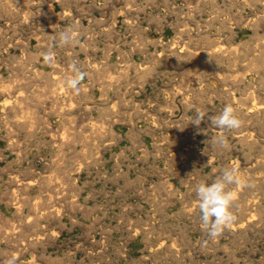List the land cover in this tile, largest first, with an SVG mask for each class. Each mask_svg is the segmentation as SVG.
Returning a JSON list of instances; mask_svg holds the SVG:
<instances>
[{"label": "rangeland", "instance_id": "1", "mask_svg": "<svg viewBox=\"0 0 264 264\" xmlns=\"http://www.w3.org/2000/svg\"><path fill=\"white\" fill-rule=\"evenodd\" d=\"M259 1L0 0V264H264ZM65 29L75 42L61 47ZM226 104L239 129L190 123ZM230 167L236 220L211 238L195 188Z\"/></svg>", "mask_w": 264, "mask_h": 264}, {"label": "clouds", "instance_id": "2", "mask_svg": "<svg viewBox=\"0 0 264 264\" xmlns=\"http://www.w3.org/2000/svg\"><path fill=\"white\" fill-rule=\"evenodd\" d=\"M58 42L61 47L73 44L75 42L74 33L70 29L61 31L58 35ZM43 58L45 62L50 63L52 61L51 50L44 52ZM69 67L74 75L66 81L67 86L79 93V85L86 74L75 64H71ZM206 118L210 121L211 127L221 132L239 129L243 124L231 104H226L219 114L211 116L203 110L198 111L190 123L198 128ZM212 146L227 148L225 136H219L212 140ZM240 183L238 169L230 167L224 168L219 177L211 183L202 182L195 188V195L199 201L200 222L209 237L220 236L225 228L235 222L236 216L232 211L235 193L227 189L229 185ZM9 264H15V261L10 260Z\"/></svg>", "mask_w": 264, "mask_h": 264}, {"label": "bare ground", "instance_id": "3", "mask_svg": "<svg viewBox=\"0 0 264 264\" xmlns=\"http://www.w3.org/2000/svg\"><path fill=\"white\" fill-rule=\"evenodd\" d=\"M257 1H258V0H256V2H257ZM260 1H261V0H260ZM260 1H259V2H260ZM261 2H262V1H261ZM239 4H240V3H239ZM263 4H264V3H263ZM251 7H252V6H251ZM12 8H13V6H12ZM7 9H8V8H7ZM10 9H11V8H10ZM15 9H17V8H15ZM18 9H19V8H18ZM255 9H258V6H257V8H255ZM8 10H9V9H8ZM9 11H10V10H9ZM22 11H23V10H22ZM232 11H233V10H232ZM11 12H12V11H11ZM12 13H14V12H12ZM257 13H259V11H258ZM19 14H20V13H19ZM19 14H18V16H20ZM255 14H256V12H255ZM13 15H14V14H13ZM260 15H262V14H260ZM231 16H232V15H231ZM12 17H13V16H12ZM12 17H11V18H12ZM247 17H248V16H247ZM256 17H259V15L256 16ZM256 17H255V18H256ZM240 18H241V17H240ZM249 18H250V15H249ZM251 18H252V16H251ZM255 18H254V19H255ZM12 19H13V18H12ZM12 19H11V20H12ZM229 19H230V18H229ZM263 19H264V18H263ZM9 20H10V19H9ZM222 20H223V19H222ZM224 20H225V19H224ZM250 20H252V19H250ZM257 20H261V19H258V18H257ZM240 21H241V20H240ZM242 21H243V20H242ZM252 21H253V20H252ZM25 22H26V21H25ZM259 22H260V21H259ZM262 22H263V20H262ZM262 22H261V24H262ZM224 23H225V21H224ZM227 23H228V22H227ZM230 23H231V22H230ZM246 23H248V22H246ZM252 23H253V22H252ZM188 24H189V23H188ZM257 24H258V23H257ZM258 25H259V24H258ZM258 25H257V26H258ZM259 26H260V25H259ZM5 27H6V26H5ZM15 27H16V26H15ZM187 27H188V26H187ZM224 28H226V27H224ZM257 28H258V27H257ZM257 28H256V29H257ZM260 28H261V27H260ZM263 28H264V27H263ZM252 29H253V28H252ZM258 30H259V28H258ZM221 31H222V30H221ZM103 32H104V31H103ZM231 32H232V31H231ZM1 33H2V32H1ZM1 33H0V35H1ZM231 34H232V33H231ZM221 36H222V35H221ZM250 36H251V35H250ZM218 37H219V36H218ZM262 37H263V36H262ZM262 37H261V38H262ZM221 40H222V38H220V42H221ZM230 41H231V40H230ZM214 42H215V41H214ZM218 42H219V38H218ZM220 42H219V43H220ZM261 42H262V41H261ZM185 43H186V41H185ZM224 43H225V42H224ZM249 43H250V42H249ZM257 43H258V42H257ZM179 44H180V43H179ZM220 44H221V43H220ZM222 44H223V43H222ZM239 44H240V43H239ZM185 45H186V44H185ZM185 45H184V47H185ZM256 45H257V44H256ZM259 45H260V44H259ZM23 46H24V45H23ZM217 46H218V45H217ZM219 46H220V45H219ZM231 46H235V45L231 44ZM240 46H241V45H240ZM257 46H258V45H257ZM261 46H263V45H261ZM261 46H260V47H261ZM186 48H187V46H186ZM222 48H223V47H222ZM222 48H221V49H222ZM227 48H228V45H227ZM229 48H230V47H229ZM231 48H232V47H231ZM236 48H237V47H236ZM192 49H193V48H192ZM225 49H226V48H225ZM225 49H224V50H225ZM260 49H261V48H260ZM262 49H263V48H262ZM28 50H29V49H28ZM182 50H183V49H182ZM224 50H223V51H224ZM234 50H235V49H234ZM234 50H232V51L234 52ZM178 51H179V50H178ZM188 51H190V50H188ZM192 51H193V50H192ZM212 51H213V50H212ZM223 51H222V52H223ZM252 51H253V50H252ZM216 52H217V51H216ZM224 52H226V51H224ZM227 52L229 53L230 51H227ZM244 52H245V50H244ZM263 52H264V50H263ZM235 53H236V52H235ZM237 53H238V52H237ZM261 53H262V52H261ZM180 54H181V53H180ZM197 54H198V53H197ZM211 54H212V53H211ZM218 54H219V53H218ZM230 54H231V53H230ZM233 54H234V53H233ZM233 54H232V55H233ZM262 54H264V53H262ZM120 55H121V54H120ZM170 55H171V54H170ZM223 55H224V53H223ZM121 56H122V55H121ZM186 56H187V55H186ZM224 56H225V55H224ZM224 56H223V57H224ZM234 56H235V55H234ZM237 56H238V55H237ZM256 56H257V55H256ZM263 56H264V55H263ZM263 56L260 55V57H263ZM182 57H183V56H182ZM220 57H221V56H220ZM220 57H219V58H220ZM227 57H228V56H227ZM230 57H231V56H230ZM260 57H257V58H260ZM58 58H59V57H58ZM184 58H185V57H184ZM221 58H222V57H221ZM233 58H234V57H233ZM237 58H238V57H237ZM239 58H240V57H239ZM263 58H264V57H263ZM263 58H262V59H263ZM223 59H224V58H223ZM223 59H221V60H223ZM228 59H229V57H228ZM230 59H231V58H230ZM216 60H217V59H216ZM191 61H192V60H191ZM229 61H230V60H229ZM237 61H238V60H237ZM244 61H245V60H244ZM41 63H42V62H41ZM244 63H245V62H244ZM96 64H97V63H96ZM260 64H261V63H260ZM56 65H57V64H56ZM94 65H95V64H94ZM98 65H99V64H98ZM98 65H97V66H98ZM38 66H39V65H38ZM35 67H36V66H35ZM94 67H95V66H94ZM126 67H127V65H126ZM126 67L124 66V68H126ZM134 67H135V66H134ZM240 67H241V66H240ZM20 68H21V67H20ZM124 68H123V69H124ZM129 68H130V67H128V69H129ZM136 68H137V67H136ZM143 68H144V67H143ZM147 68H148V67H147ZM254 68L256 69V67H254ZM21 69H22V68H21ZM21 69H20V70H21ZM52 69H53V68H52ZM95 69H97V68H95ZM95 69H93V70H95ZM245 69H246V68H245ZM20 70H19V71H20ZM36 70H37V69H36ZM39 70H40V69H39ZM42 70H43V69H42ZM135 70H137V69H135ZM138 70H140V69H138ZM147 70H148V69H147ZM257 71H258V70H257ZM20 72H21V71H20ZM39 72H40V71H39ZM41 72H42V71H41ZM43 72H44V71H43ZM138 72H139V71H138ZM246 72H247V71H246ZM21 73H22V72H21ZM127 73H128V72H127ZM220 73H221V72H220ZM237 73H238V72H237ZM19 74H20V73H19ZM35 74H36V72H35ZM139 74H140V73H139ZM217 74H218V73H217ZM223 74H224V73H223ZM229 74H230V73H229ZM44 75H45V74H44ZM233 75H234V74H233ZM233 75H231V76H233ZM237 75H238V74H237ZM246 75H247V73H246ZM39 76H40V75H39ZM127 76H128V75H127ZM36 77H37V76H36ZM44 77H45V76H44ZM46 77H47V76H46ZM55 77H57V76H55ZM234 77H235V76H234ZM32 78H33V77H32ZM38 78H39V77H38ZM237 78H238V77H237ZM246 78H247V76H246ZM33 79H34V78H33ZM36 79H37V78H36ZM232 79H233V78H232ZM235 79H236V78H235ZM241 79H242V78H241ZM243 79H244V78H243ZM1 80H2V79H1ZM47 80H48V77H47ZM236 80H238V79H236ZM117 81H118V80H117ZM215 81H216V80H215ZM262 81H263V79H262ZM1 82H2V81H1ZM5 83H6V81H5ZM216 83H217V82H216ZM260 83H261V82H260ZM252 84H253V83H252ZM1 86H3V82H2V85H0V87H1ZM4 86H7V85L4 84ZM251 86H252V85H251ZM7 87L9 88V86H7ZM10 87H11V86H10ZM11 88H12V87H11ZM15 88H17V87H15ZM58 88H59V87H58ZM58 88H56V89H58ZM80 88H81V86H80ZM1 89H2V88H1ZM84 89L87 90L86 88H84ZM88 89H89V88H88ZM189 89H190V88H189ZM53 90H54V89H53ZM67 90H68V89H67ZM16 91H18V90H16ZM50 91H52V90H50ZM56 91H57V90H55V92H56ZM61 91H62V90H61ZM69 91H70V90H69ZM69 91H67V92L70 93ZM249 91H251V90H249ZM254 91H255V90H254ZM254 91H252V92H254ZM9 92H10V91H9ZM82 92H83V91H82ZM86 92H87V91H86ZM3 93H4V91H3ZM10 93H11V92H10ZM10 93H9V94H10ZM50 93H51V92H50ZM52 93H53V92H52ZM250 93H251V92H250ZM0 94L3 95L2 93H0ZM12 94H13V93H11V95H12ZM16 94H17V93H16ZM55 94H56L55 96H57V93H55ZM61 94H62V93H61ZM83 94H85V93H83ZM254 94H255V97H256V93H255V92H254ZM18 95H19V94H18ZM245 95H246V94H245ZM13 96H14V95H13ZM51 96H52V95H51ZM86 96H87V95H86ZM86 96H85V98H86ZM242 96H243V95H242ZM0 97H1V96H0ZM18 97H19V96H18ZM14 98H15V97H14ZM19 98H20V97H19ZM24 98H25V97H24ZM51 98H52V97H50V99H51ZM54 98H55V97H54ZM56 98L59 99L60 96H59V98H58V97H56ZM10 99H11V98H10ZM25 99L27 100V98H25ZM90 99H91V98H90ZM255 99H256V98H255ZM26 100H25V102H26ZM51 100L53 101V99H51ZM61 100H62V99H61ZM61 100H59L60 103H61ZM253 100H254V99H253ZM9 101H10V100H9ZM57 101H58V100H57ZM251 101H252V100H251ZM21 102H22V101H21ZM54 102H55V101H54ZM88 102H89V101H88ZM253 102H255V100H254ZM256 102L258 103V101H256ZM10 103H11V102H10ZM10 103H9V104H10ZM55 103H58V102H55ZM72 103H73V102H72ZM242 103H243V102H242ZM7 104H8V103H7ZM86 104H87V102H86ZM91 104H92V102H91ZM18 105H19V104H18ZM58 105H59V103H58ZM251 105H252V104H251ZM59 106L62 107L61 105H59ZM67 106H68V105H67ZM143 106H144V105H143ZM255 106H256V105H255ZM15 107H17V106H15ZM15 107H14V108H15ZM74 107H75V106H74ZM244 107H245V105H244ZM248 107L250 108V105H249ZM251 107H252V106H251ZM256 107H257V106H256ZM256 107H255V108H256ZM14 108H13V109H14ZM43 108H44V107H43ZM49 108H50V107H49ZM76 108H77V107H76ZM91 108H92V107H91ZM261 108H263V107L261 106ZM18 109H19V108H18ZM18 109L16 110V108H15L16 111H18ZM68 109H69V108H68ZM246 109H247V108H246ZM258 109H259V108H258ZM258 109H257V110H258ZM1 110H2V108H1ZM47 110H48V109H47ZM87 110H88V109H87ZM130 110H131V109H130ZM5 111H6V110H5ZM261 111H263V110H261ZM20 112H21V110H20ZM85 112H86V111H85ZM254 112H255V111H254ZM258 112H259V111H258ZM258 112H257V113H258ZM6 113H8V112H6ZM13 113H14V112H13ZM252 113H253V110H252ZM16 114H17V112H16ZM16 114H15V116H16ZM19 114H20V113H19ZM19 114H18V115H19ZM65 114H66V113H65ZM138 114H139V113H138ZM245 114H246V113H245ZM259 114H260V113H259ZM7 115H9V114H7ZM10 115H11V114H10ZM12 115H13V114H12ZM246 115H247V114H246ZM263 115H264V113H263ZM15 116H14V117H15ZM20 116H21V115H20ZM128 116H129V115H128ZM16 117L19 119L18 116H16ZM23 117H24V116H23ZM41 117H42V116H41ZM44 117H45V116H44ZM88 117H89V116H88ZM20 119H21V118H20ZM20 119H19V120H20ZM22 119H23V118H22ZM127 119H128V118H127ZM8 120H9V119H8ZM10 120H12V119H10ZM128 120H129V119H128ZM262 121H263V119H262ZM157 122H158V121H157ZM13 123H14V122H13ZM16 123H17V122H16ZM16 123H15V125H16ZM65 123H66V122H65ZM128 123H129V122H128ZM263 123H264V122H263ZM11 126H12V125H11ZM23 126H24V125H23ZM154 128H155V127H154ZM94 129H95V128H94ZM175 129H176V128H175ZM99 130H100V129H99ZM94 132H95V131H94ZM71 133H72V132H71ZM96 133H98V132H96ZM175 133H176V132H175ZM93 134H94V133H93ZM98 134H99V133H98ZM190 134H191V133H190ZM251 134H252V133H251ZM74 135H75V134H74ZM95 135H96V134H95ZM168 136H169V135H168ZM177 136H178V135H177ZM187 136H188V135H187ZM232 136H233V135H232ZM249 136H250V135H249ZM106 137H107V136H106ZM226 137H227V136H226ZM245 137H246V136H245ZM66 138H67V137H66ZM71 138H72V137H71ZM172 138H173V137H172ZM214 139H215V138H214ZM61 141H62V140H61ZM195 141H196V140H195ZM59 144H60V143H59ZM187 145H188V144H187ZM191 145H192V144H191ZM188 146H189V145H188ZM193 146H194V145H193ZM184 147H185V146H184ZM187 150H188V149H187ZM189 152H190V151H189ZM171 153H172V152H171ZM165 158H166V157H165ZM213 161H214V160H213ZM165 164H166V163H165ZM13 170H14V169H13ZM13 172H14V171H13ZM17 172H18V171H17ZM13 174H14V173H13ZM11 176H12V175H11ZM13 176H15V174H14ZM8 177H9V176H8ZM18 177H19V175H18ZM18 177L15 176V178H17V179H18ZM70 177H71V176H70ZM161 178H162V177H161ZM11 179H12V178H11ZM11 179H8V180H11ZM24 180H25V179H24ZM51 180H52V179H51ZM252 180H253V179H252ZM11 181H12V180H11ZM25 181H26V180H25ZM28 181H29V180H28ZM28 181H27V182H28ZM188 181H189V180H188ZM9 182H10V181H9ZM14 182H15V181H14ZM14 182H13V183H14ZM22 182H23V181H22ZM52 182H53V181H52ZM52 182L49 183V184L53 186L54 183L52 184ZM10 184L12 185V183H10ZM19 184H21V183H19ZM26 184H27V183H26ZM26 184H25L24 186H26ZM47 184H48V183H47ZM49 184H48V186H50ZM55 184H57V183H55ZM150 184H151V183H150ZM8 185H9V184H8ZM14 185H15V184H14ZM57 185H58V184H57ZM9 186H10V185H9ZM15 186H16V185H15ZM15 186H14V187H15ZM27 186H29V185H27ZM240 186H241V184H240ZM10 187H11V186H10ZM55 187H56V186H55ZM55 187H54L53 189H55ZM57 187H58V186H57ZM16 188H17V187H16ZM18 188H20V187H18ZM25 188H26V187H25ZM30 188H31V187H30ZM50 188H51V187H50ZM173 188H174V187H173ZM20 189H22V188H20ZM20 189H19V192H20ZM10 190H11V189H10ZM16 190H17V189H16ZM24 190H25V189H24ZM8 191H9V190H8ZM165 191H166V190H165ZM232 191H233V190H232ZM13 192H14V191H13ZM52 192H53V191H52ZM21 194H22V192H21ZM170 194H171V193H170ZM49 195H50V194H49ZM11 196H12V195H11ZM27 196H28V195H27ZM61 196H62V195H61ZM63 196H64V194H63ZM64 197H65V196H64ZM25 198H26V196L24 197V200H25ZM54 198H55V197H54ZM61 198H62V197H61ZM11 199H12V197L10 198V200H11ZM13 199H14V198H13ZM28 199H29V197H28ZM64 199H65V198H64ZM64 199H63V200H64ZM14 200H15V199H14ZM16 200H17V196H16ZM51 200L53 201V199H51ZM17 201H19V199H18ZM17 201H16V202H17ZM20 201H21V199H20ZM20 201H19V202H20ZM36 201H38V200H36ZM12 202H13V200H12ZM16 202H14V203H16ZM21 202H22V201H21ZM28 202H29V201H28ZM72 202H73V201H72ZM76 202H77V201H76ZM238 202H239V201H238ZM6 203H8V202H6ZM29 203H30V202H29ZM39 203H40V202H39ZM39 203H38V206H39ZM42 203H43V202H42ZM12 204H13V203H12ZM17 204H18V203H17ZM26 204H27V203H26ZM34 204H35V203H34ZM34 204H33V205H34ZM61 204H62V203H61ZM67 204L69 205L70 203H67ZM18 205H19V204H18ZM30 205H31V203H30ZM42 205H43V204H42ZM46 205H47V204H46ZM72 205H73V204H72ZM16 206H17V205H16ZM34 206H35V205H34ZM36 206H37V205H36ZM63 206H64V205H63ZM262 206H263V205H262ZM20 207H21V205H20ZM39 207H40V206H39ZM255 207H256V206H255ZM18 208H19V207H17V209H18ZM32 208H33V206H32ZM34 208H35V207H34ZM40 208H41V207H40ZM44 208H45V207H44ZM46 208H47V207H46ZM48 208H49V206H48ZM56 208H57V207H56ZM56 208H55V210H53V208H52V213H53V211H56ZM29 209H30V208H29ZM57 209H58V208H57ZM62 209H63V208H62ZM12 210H13V209H12ZM41 210H42V209H41ZM46 210H47V209H46ZM30 211H31V210H30ZM33 211H34V210H33ZM50 211H51V210H50ZM50 211H49V212H50ZM59 211H61V210H59ZM59 211H58V212H59ZM58 212H57V213H58ZM15 213H16V212H15ZM17 213H18V212H17ZM17 213H16V214H17ZM37 213H38V212H37ZM55 213H56V212H55ZM30 214H31V212H30ZM30 214H29V215H30ZM49 214H50V213H49ZM2 215H3V214H2ZM18 215H19V214H18ZM247 215H248V214H247ZM56 216H57V215H56ZM0 217L2 218L1 214H0ZM3 217H4V216H3ZM20 217H21V216H20ZM27 217H28V216H27ZM37 217H38V216H37ZM37 217H36V218H37ZM41 217H42V216H41ZM57 217H58V216H57ZM5 218H7V217H5ZM58 218H59V217H58ZM251 218H252V217H251ZM32 219H33V218H32ZM5 220H7V222H8L9 218H8V219H5ZM5 220H4V221H5ZM14 220H15V219H14ZM30 220H31V219H30ZM30 220H29V221H30ZM37 220H38V218H37ZM26 221H27V220H26ZM242 221H243V220H242ZM247 221H248V220H247ZM251 222H253V221H251ZM254 222H255V221H254ZM36 223H37V222H36ZM245 223H247V222H245ZM245 223H242V224L244 225ZM27 224H28V223H27ZM30 224H31V223H30ZM232 224H233V223H232ZM5 225H6V224H5ZM11 225H12V224H11ZM22 225H23V224H22ZM35 226H36V225H35ZM86 226H87V225H86ZM149 226H150V225H149ZM12 227H13V226H12ZM29 227H30V226H29ZM230 227H231V226H230ZM247 227H248V224H247ZM21 228H22V227H21ZM23 228H24V227H23ZM231 228H232V227H231ZM242 228H243V227H242ZM15 229H17V228H15ZM24 229H25V228H24ZM40 229H41V228H40ZM0 230H1V229H0ZM2 230H4V229H2ZM235 230H236V228H235ZM241 230H243V229H241ZM244 230H245V229H244ZM5 231H6V230H5ZM17 231H18V230H17ZM19 231H20V230H19ZM25 231H26V230H25ZM41 231H42V229H41ZM140 231H141V230H140ZM144 231H145V230H144ZM239 231H240V230H239ZM247 231H248V230H247ZM3 232H4V231H3ZM14 232H15V230H14ZM5 233H6V232H5ZM5 233H4V234H5ZM20 233H21V232H20ZM20 233H19V235H20ZM140 233H141V232H140ZM145 233H147V232H145ZM0 234H1V232H0ZM15 234H17V233H15ZM246 234H247V233H246ZM29 235H32V234H29ZM34 235H35V234H34ZM37 235H38V234H37ZM39 235H40V233H39ZM136 235H137V234H136ZM20 236H21V235H20ZM20 236H19V237H20ZM23 236L25 237V235H23ZM41 236H42V234H41ZM15 237H16V236H15ZM17 237H18V236H17ZM30 237H31V236H30ZM35 237H36V236H35ZM44 237H45V236H44ZM12 238H13V237H12ZM39 238H40V237H39ZM19 239H20V238H18V240H19ZM24 239H25V238H24ZM24 239H23V240H24ZM37 239H38V238H37ZM41 239H42V238H41ZM15 240H17V239H15ZM20 240H21V239H20ZM31 240H32V238H31ZM35 240H36V238H35ZM38 240H39V239H38ZM26 241H27V240H26ZM24 242H25V240H24ZM33 242H35V241H33ZM36 242H37V240H36ZM145 242H149V241H145ZM162 242H163V241H162ZM19 243L21 244V242H18V244H19ZM29 243H30V242H29ZM31 243H32V241H31ZM32 244H33V243H32ZM35 244H36V243H35ZM148 244H149V243H148ZM148 244H147V245H148ZM150 244H151V243H150ZM28 245H29V244H28ZM18 246H19V245H18ZM23 246H24V245H23ZM26 247H27V246H26ZM34 247H35V245H34ZM159 247H160V246H159ZM165 247H166V246H165ZM18 248H19V247H18ZM157 248H158V247H157ZM160 248H161V247H160ZM166 248H167V247H166ZM173 248H174V247H173ZM176 248H177V247H176ZM28 249H31V248H28ZM152 249H153V248H151V250H152ZM20 250H21V249H20ZM35 250H36V249H35ZM154 250H155V249H154ZM159 250H160V249H159ZM176 250H177V249H176ZM24 251H25V250H24ZM24 251H23V252H24ZM27 251H28V250H27ZM157 251H158V250H157ZM19 252H20V251H19ZM35 252H36V251H35ZM159 252H160V251H159ZM31 254H32V253H31ZM34 255H35V254H34ZM32 256H33V255H32ZM149 256H150V255H149ZM20 262H21V261H20ZM31 262H32V261H31ZM39 264H42V263H39Z\"/></svg>", "mask_w": 264, "mask_h": 264}]
</instances>
